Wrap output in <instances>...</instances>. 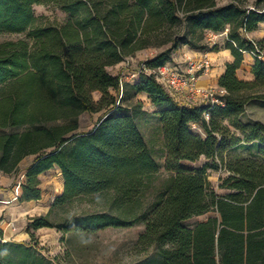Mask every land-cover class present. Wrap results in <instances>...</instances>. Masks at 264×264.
<instances>
[{
	"label": "trees",
	"instance_id": "trees-1",
	"mask_svg": "<svg viewBox=\"0 0 264 264\" xmlns=\"http://www.w3.org/2000/svg\"><path fill=\"white\" fill-rule=\"evenodd\" d=\"M44 1L0 0V35L27 33L0 43V175L18 174L21 163L35 157L21 183V202L41 200L39 177L57 168L64 191L54 206L105 192L114 193L119 210L139 206L159 172L141 129L147 112L139 95H145L156 108L172 176L132 217L101 214L58 226L38 217L29 229L96 233L142 224L140 243L160 257L143 264H264V124L238 119L251 101H264V60L253 58L252 80L236 75L243 52L256 46L264 52V39L244 37L264 23V0H52L67 20L36 26L34 7ZM226 31L236 61L219 81L227 91L223 105H185L151 75L127 81L109 71L151 49L158 52L145 65L160 67L183 46L208 50V33ZM102 111L95 127L82 132L81 116ZM227 121L242 138L230 133ZM240 145H254L257 154L230 166L221 186L230 192L220 196L208 180L209 164L191 165L202 157L214 162ZM3 240L0 264H54L36 243Z\"/></svg>",
	"mask_w": 264,
	"mask_h": 264
},
{
	"label": "rangeland",
	"instance_id": "rangeland-1",
	"mask_svg": "<svg viewBox=\"0 0 264 264\" xmlns=\"http://www.w3.org/2000/svg\"><path fill=\"white\" fill-rule=\"evenodd\" d=\"M250 1L253 2L254 0ZM227 2L228 0H222L221 4L223 5ZM34 12L37 17L36 26L62 25L68 18V15L52 0H45L42 4L35 6ZM26 36L27 33L0 35V43L24 39ZM157 52L158 51L155 49L141 51L137 53L134 58H129V62L131 63L130 66L128 63H122L109 69V71L114 75H130L148 54L152 53V55H156ZM144 96L145 95H139V99L144 101L145 110L147 112V115L143 119L141 129L151 154L158 162L159 172L155 176L150 189L142 196L141 204L139 206H126L119 210L112 206L114 193L105 192L92 196L79 197L63 206H54L56 198L64 191L62 173L59 169H56V172L43 179L41 182V187L44 190L43 205L48 209V213H43L40 216L35 215L34 217H28V221H31L33 218L43 217L52 225L58 226L72 218L80 219L101 214L132 217V215L141 213L143 209H146L154 201L157 192L171 178L172 174L168 173L164 166L166 153L161 124L158 117L154 115L156 108L152 105L148 97L146 99ZM100 97L101 94L98 92L93 94L95 101H98ZM103 113L102 111L99 113L83 114L80 118L81 131H91L98 123ZM238 119L244 124H264V101H251ZM225 125L228 126L232 135L243 137L241 129L232 126L229 121L225 122ZM195 132L203 134L200 129H196ZM253 146L254 145H240L222 154L214 162L202 157L191 166L200 168L201 166L209 164L210 169L207 171L208 180L211 183L212 189H214L218 195L223 196L230 192L229 189L221 187L224 181L232 175L230 166L237 161L253 157L257 154V149ZM34 159L35 157H28L21 163L19 173H21L22 176L20 177L19 184L26 181V167L32 164ZM19 173L9 174V176L17 177ZM205 219L206 216L194 218L187 221L186 225L194 226L196 223L202 222ZM24 228L25 225L20 229L18 228L17 232H24ZM144 232L145 226L142 224L129 228H107L96 233H64L53 227L35 233L28 243H36L38 248L41 249V253L47 258L54 260V264H143L147 258L157 262L160 261V257L155 248H149L140 243L139 238Z\"/></svg>",
	"mask_w": 264,
	"mask_h": 264
},
{
	"label": "crops",
	"instance_id": "crops-1",
	"mask_svg": "<svg viewBox=\"0 0 264 264\" xmlns=\"http://www.w3.org/2000/svg\"><path fill=\"white\" fill-rule=\"evenodd\" d=\"M224 33H221V36L217 41V47L214 50H212V45H209V49L206 51H197L191 49L189 46H183L173 55L174 63H178L180 66L185 65L187 58L197 59L203 56H208L211 59V71L209 73L203 74L199 80V86L202 88L220 87L219 81L225 73L227 65L233 64L236 61L232 50L227 46V37L223 35ZM244 37L254 41L263 40L264 23L259 24V27L256 31L247 33ZM241 58L242 60L239 68L236 71V75L240 80H252V68L255 63L253 57L249 54V52L245 51L243 52ZM144 97L147 99V96ZM30 165L31 164L26 167V170ZM56 169L57 168H54L40 175V181L42 182L43 179L56 172ZM21 176V173H19L17 177L0 175V239H4V241L28 243L35 233L44 231L47 228L30 230L29 224L31 221H28L27 218L48 213V209L43 205L44 190L42 189L41 184V200L30 202H21L19 200L21 197V184H19ZM24 225V232H17L18 228L20 229Z\"/></svg>",
	"mask_w": 264,
	"mask_h": 264
},
{
	"label": "built area",
	"instance_id": "built-area-1",
	"mask_svg": "<svg viewBox=\"0 0 264 264\" xmlns=\"http://www.w3.org/2000/svg\"><path fill=\"white\" fill-rule=\"evenodd\" d=\"M228 31L223 35L228 36ZM221 34L208 33L207 41L214 46ZM253 58L264 60V53L256 46L254 51L249 52ZM155 55L148 54L137 66L136 70L130 75H122L127 81L135 80L141 72L153 76L160 84L169 90V92L181 103L189 106L205 105L210 108L214 105H223V97L227 95L224 88H202L199 86V80L203 74L209 73L212 69V61L208 56L201 58H187L184 66L178 63L168 62L160 67L147 68L145 62ZM124 63L130 66L129 58ZM129 77V78H127ZM129 79V80H128ZM211 109V108H210ZM211 118L210 111L204 113V119L209 122ZM194 130L199 127L194 125ZM4 241V240H3ZM6 242V241H4Z\"/></svg>",
	"mask_w": 264,
	"mask_h": 264
},
{
	"label": "water",
	"instance_id": "water-1",
	"mask_svg": "<svg viewBox=\"0 0 264 264\" xmlns=\"http://www.w3.org/2000/svg\"><path fill=\"white\" fill-rule=\"evenodd\" d=\"M212 216H214V215H209L208 217H212Z\"/></svg>",
	"mask_w": 264,
	"mask_h": 264
}]
</instances>
